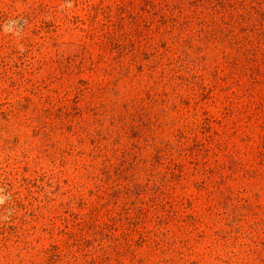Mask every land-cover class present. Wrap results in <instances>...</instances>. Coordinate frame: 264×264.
I'll return each instance as SVG.
<instances>
[{"label":"rangeland","instance_id":"1","mask_svg":"<svg viewBox=\"0 0 264 264\" xmlns=\"http://www.w3.org/2000/svg\"><path fill=\"white\" fill-rule=\"evenodd\" d=\"M163 1L0 0V264H264V115L196 27L231 9Z\"/></svg>","mask_w":264,"mask_h":264},{"label":"trees","instance_id":"2","mask_svg":"<svg viewBox=\"0 0 264 264\" xmlns=\"http://www.w3.org/2000/svg\"><path fill=\"white\" fill-rule=\"evenodd\" d=\"M185 1L175 0L170 14L176 17L170 18H167L166 12L169 5L163 1L162 9H160L162 24L171 22L173 27H177L179 19L184 18ZM149 5L151 12L158 16V4L150 3ZM187 6L201 10L205 6V12L215 15H220L221 9L223 12L225 9H231V11L222 12L226 18H223V24L216 23V29L212 28V23L208 24L202 20L196 23V27L200 28L198 30L200 32L198 33L199 43L206 46L220 44L230 49L236 48L232 57L228 58L229 76L226 75L220 79L216 66L214 71L216 75L213 78L215 81L218 77L224 83L222 90L226 88L228 90L230 79L240 88L235 94L234 98L237 103H234V111L231 110V115L247 114L252 111L251 106H254L253 110L264 115V48H259V46H264V0H194L192 3H187ZM163 9H165L164 12ZM186 24L182 23L180 26L183 27ZM115 40L116 37L112 35L111 41L115 42ZM128 48L121 49V51L129 52ZM241 79H244V82L240 85L239 80ZM241 100L246 102H243L238 109Z\"/></svg>","mask_w":264,"mask_h":264},{"label":"clouds","instance_id":"3","mask_svg":"<svg viewBox=\"0 0 264 264\" xmlns=\"http://www.w3.org/2000/svg\"><path fill=\"white\" fill-rule=\"evenodd\" d=\"M0 203H3V198H0Z\"/></svg>","mask_w":264,"mask_h":264}]
</instances>
